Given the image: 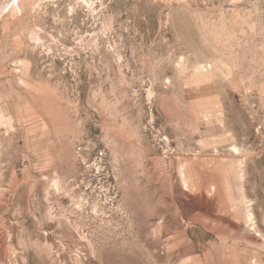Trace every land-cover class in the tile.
<instances>
[{"label": "rangeland", "instance_id": "obj_1", "mask_svg": "<svg viewBox=\"0 0 264 264\" xmlns=\"http://www.w3.org/2000/svg\"><path fill=\"white\" fill-rule=\"evenodd\" d=\"M15 1L0 264H264V0Z\"/></svg>", "mask_w": 264, "mask_h": 264}, {"label": "bare ground", "instance_id": "obj_2", "mask_svg": "<svg viewBox=\"0 0 264 264\" xmlns=\"http://www.w3.org/2000/svg\"><path fill=\"white\" fill-rule=\"evenodd\" d=\"M14 1H15V0H14ZM16 1H17V0H16ZM16 1H15L14 3L12 2V3L14 4V5L12 4V6H11L12 9H14L13 7H15V3H16ZM7 6H8V5H7ZM3 8H4V7H2L1 9H3ZM4 9H6V7H5ZM0 11H1V10H0Z\"/></svg>", "mask_w": 264, "mask_h": 264}]
</instances>
